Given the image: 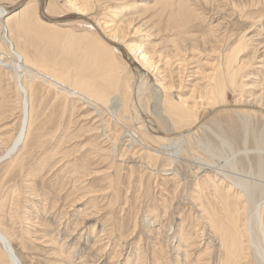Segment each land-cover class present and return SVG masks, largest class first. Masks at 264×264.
Segmentation results:
<instances>
[{
	"label": "rangeland",
	"instance_id": "1",
	"mask_svg": "<svg viewBox=\"0 0 264 264\" xmlns=\"http://www.w3.org/2000/svg\"><path fill=\"white\" fill-rule=\"evenodd\" d=\"M23 1L25 2L0 0L7 7L8 14L21 8ZM124 1L110 0L102 10L100 18H108L105 15L107 9L113 4L121 5ZM131 1L137 6L132 10V14L144 15L145 35L149 33L145 43L154 44L155 51L164 57L170 56L167 67L164 61L158 62L155 59L158 64L155 70L151 69V74L146 76L150 82L144 87L145 93L142 96L145 110L160 130L167 131L173 126L159 119L161 94L158 93L159 84L155 79L164 75L168 81L175 80L169 82L170 84L177 85L183 77V90L180 92L184 94L183 97L189 98L192 84L195 82L199 84L200 89L205 88L204 79L200 78L198 73L199 67L203 69L205 63L209 64L208 67L219 65L221 60L217 55L237 44L240 38L244 40L243 50L239 54V60L243 62L242 73L240 72L243 80H240L245 85L236 92L237 94L230 93L226 99L227 103L232 108L238 98L236 104L239 103V106L259 104L264 107V67L261 68L264 39H259L264 36V0H186L189 8L187 13L190 11L191 15L186 13L184 17L177 13L176 5L172 6L176 0L171 1L172 5L168 3L162 11L160 9L166 4L165 0L157 5L149 0ZM42 5V13H38L41 19L44 20L43 16L56 17L47 11L49 0H42ZM63 15L65 16L61 19H54L71 21L74 16L65 11L61 13V16ZM186 17L187 23L183 19ZM104 19L100 21L103 22ZM171 19L176 21L173 23ZM179 22L182 23L181 26ZM251 28L253 31L248 32ZM208 34L216 39L221 38L214 48L216 53L210 60L206 55L208 52L204 51L205 55L203 52L206 46H201L199 41ZM137 37L139 38V35ZM250 37L252 39L248 40ZM175 42L185 49L181 56L176 55ZM26 44L27 46L21 48L27 52L30 59L37 61L38 41L27 39ZM189 44L193 50H190ZM44 47L45 55H42L40 62H48L47 64L61 70L64 59L59 49L51 43ZM117 52L120 67L125 68L124 80L128 81L131 77V83L136 77L139 64L136 61L130 63V58L126 60V56H129L121 50ZM5 56L1 48L0 57L10 61ZM66 69L69 71L71 67L66 65ZM8 78V71L0 67V155L16 133L19 122L18 96ZM195 100L202 103V99L198 97ZM82 105V102L72 100L65 108L46 97L43 105L44 128L41 130L43 136L40 141V144H44H37L25 155L21 163L12 167L13 169L8 166L9 159L0 164V198L5 200L4 212L12 214L10 218L5 219L6 228H12L15 235L23 239L22 245L27 247L29 254L26 256L25 251V255H20L17 250L16 254L22 264H68L66 261L69 260L80 233L83 236L80 239V249L76 248L79 254L75 261L77 263L84 257L93 260L86 259L87 264H101L97 258L103 252V258L106 259L103 263L111 261V264H123L126 258H129L127 264H133L136 256L140 261L138 264H213L214 247L208 242L209 235L213 234L210 233L208 224L206 225L202 207L207 201L214 202L219 192L224 191V187L215 191L213 185H218L223 177L226 178V184L234 180L240 182L241 186L246 184L252 187L240 203V222L243 223L246 206L249 209L246 216L254 209L260 208L264 219V118L258 113L238 114L235 113V108L230 107L208 113L201 107L196 110V116L208 114L202 117L188 141L183 142L181 153L177 150L179 144L169 146L172 147L170 149L148 141L149 147L157 151L156 154L162 155L160 160L149 162L146 151L145 154L143 152V146L132 144L129 149L128 146L120 144L123 142L126 128L145 132L133 114H130L128 125L126 120H115L111 108L102 106L105 109L100 107L93 111L84 109ZM105 123L109 127L102 133L100 124ZM96 128L101 131L99 135L94 134ZM113 141L118 147L111 145ZM175 147L176 152L172 153ZM98 148L103 152L99 153ZM113 152L118 156L114 157ZM170 156L174 161L167 164L166 158ZM131 160L135 161L132 166ZM144 165L148 166L147 169ZM83 168L86 169L80 171ZM169 168L172 169L167 170ZM96 173L99 175L94 176ZM203 173H207L209 182L204 179ZM73 196L83 199L82 205L74 209L69 206ZM216 206L218 208L217 204ZM51 215L57 221L55 227L49 226ZM85 216L86 219L83 218ZM147 223L148 225L143 226ZM246 223L249 225L248 218ZM102 230L104 231L101 233ZM51 231H59L58 238H55ZM89 234L92 235L93 241H98L95 245L87 236ZM96 235L98 237H95ZM215 238L214 236L213 239ZM215 241L217 242L216 239ZM62 246L65 249L63 253ZM0 264H6L3 258H0Z\"/></svg>",
	"mask_w": 264,
	"mask_h": 264
},
{
	"label": "bare ground",
	"instance_id": "2",
	"mask_svg": "<svg viewBox=\"0 0 264 264\" xmlns=\"http://www.w3.org/2000/svg\"><path fill=\"white\" fill-rule=\"evenodd\" d=\"M113 1L122 2L123 0ZM149 1H154L156 5L162 2V0ZM165 1L166 4L161 7L160 11H162L168 3L172 5V0ZM108 2H110V0H49L47 11L49 13L55 14L56 17L49 18L43 16L44 20L43 18L41 19L38 14L40 11L42 13L43 10L42 0H25V2L23 1V3H21V8L11 12L10 14L6 12L7 7L0 2V49L2 48L4 55L10 59V61H7L0 57V67L5 68L6 71H8V79L13 83L18 96L19 108V122L16 133L11 138L10 143L8 142L9 144L3 153L1 152L0 164L9 159L10 162L8 166L13 169L12 167H15L21 163V161L25 158V155L29 154L28 152L31 149L36 147L37 144H40L41 137L43 136H41V130L44 128L43 122L45 121L43 105L46 97H50L53 103H60L63 105V107H65L67 103L72 100H78L83 103L84 106H82L84 109L88 108L93 109L94 111V109L100 108L102 106L106 107L107 109L111 108L115 120H126L128 125L129 121L131 120L130 114H133L139 121L143 130L145 129V132H135L134 130L131 131L132 129L127 130V128L125 129V127L122 126L126 130V133L123 134V142L120 144L121 146H128L129 149L134 144L140 147L143 146V152L145 154L146 151L149 162L160 160V156L162 155L156 154L157 151L149 147L147 143L148 141H154L157 144L162 145L163 148L179 144L180 147H175V150L173 149V152H171L175 153L177 148V150H180L181 153L183 149L181 145L184 141H188L187 139L193 135L192 132L202 121L201 119L203 116L216 110L225 109L227 107L231 108L226 100L228 95L230 93L237 94L236 92H239V90H241V88H243L245 85L241 81L243 80L241 79L242 76H240V72L242 73L241 70L243 69V62H240L239 54L243 50L242 45L244 42V40L241 38L237 44L231 46L230 48L227 47L228 49H225L224 52H221L217 55L219 60H221L219 65L208 67L209 64L205 63L203 64V69L202 67H199L200 72L198 73H200V78L202 77L204 79L205 88L200 89V86H198L199 84L192 80L195 83L192 84L189 98L183 97L184 94L182 95V92H180L181 89L183 90V87L181 86L184 82V79H182L183 77L180 78V81L177 82V85H174V83L170 84L169 82H174L175 80L168 81V78L164 75L159 77V79H155V81L159 84V88L157 89L158 93L161 94V99L159 100L161 107L159 119L173 126V128H170L167 131L160 130L155 125L153 118L145 110L142 96L145 93L144 87H146V85L150 82L146 76L150 73L151 69L155 70L156 65L158 64L155 62V59H157L158 62L164 61L165 67H167L170 56L164 57L162 54H159L160 52L157 53L158 51H155L156 46L154 44L152 45V43H145L149 37V33L145 35V18L144 15L132 14V10L137 8V6H135L131 0H125L123 3H121V5L113 4L107 9V13H105L108 18H100L101 14H103L102 10H104V7ZM174 5H176L178 8L177 13L182 14L184 17V15L187 13V10L189 9L187 8V1L176 0L175 4L172 6ZM64 11L68 14H74L71 21L67 19H65V21L54 19H61L64 17L65 15L61 16V13ZM189 13L191 12L188 11L187 15H191ZM100 19H104V21L101 22ZM183 19L186 21L187 17ZM171 20L173 21V19ZM175 21H173V23ZM187 21L185 23H187ZM180 22L179 24L181 26L182 23ZM176 25L177 24H175V27L177 29ZM180 29L182 28L180 27ZM250 31H253V28L248 30V32ZM181 32L182 30L180 31V34ZM141 34H143V36ZM138 35L139 38L137 37ZM27 39H29V41H38L39 53L37 54V61L35 59H30L27 52L21 48V46H27ZM220 39L221 38L216 39L215 36L211 34L200 38L199 41L202 44L201 46H206V49L203 50V52H208L206 54L208 60H210V57L213 54L215 55L216 52L214 51V48L217 47V43L220 42ZM249 39L252 38L250 37L248 40ZM259 39H264V36L261 38L259 37ZM50 43L59 49V52L61 53L60 55H62L64 59L61 70L52 67L50 64H47L48 62H40L42 55H45L44 46ZM144 43L147 45L145 46ZM262 43H264V40ZM148 45L150 46L148 47ZM188 47L190 48V44ZM188 47H186V49H188ZM219 48L221 47L219 46ZM174 49L176 55L178 54L179 56H181V53L185 50H183V48L177 44L174 45ZM191 49L192 47L190 50ZM223 49L224 48H222V51ZM119 50L128 54L129 57L126 56V60H128L127 58H130L128 60L130 63H134L136 61V63H138L140 66H138V69L136 70V77L131 83V77H129L130 79L128 78V81L124 80L125 68L122 69L120 67L117 52ZM58 59H60V57ZM66 65L70 66L71 70L68 71L66 69ZM205 67H207L206 70ZM262 67H264V59L262 60L261 68ZM167 83L169 84L167 85ZM175 91H177L176 94L173 93ZM196 96L202 99V103H199V101L195 100L197 98ZM236 101H234V106L231 108H235V113H248L251 115L258 113L264 118V107L260 106L259 104L254 106H239V103L236 104ZM201 107H204L208 113H205L202 117H197L196 110ZM155 108H157V106ZM101 126L102 133L109 127V125H106V123L102 125L100 124V128ZM133 127L135 126L133 125ZM33 130L35 133H33ZM94 130V134L96 135L101 133L98 128ZM70 139H72V136ZM42 144H44V142L40 145ZM111 145L118 147L115 141H113ZM97 150L99 153L103 152L101 148H98ZM112 154L114 157H116V155L118 156V154L115 152ZM100 156L102 155L100 154ZM172 159L173 158H171V156L167 157V164L173 163L174 160ZM134 160H131V166L135 162ZM144 167L146 166L144 165ZM85 169H80V171H84ZM170 169L172 168L167 170ZM74 172H76V170H74ZM92 172L94 173V171ZM206 174L207 173H203V176H205L204 179L209 182L207 177L208 175ZM96 175L99 174L96 173L94 176ZM223 178L224 179L220 180L218 185L215 183L213 185L215 191H218L223 187L224 191L221 193L219 192L214 202L207 201L208 203L202 207L207 220L206 225L208 224L210 233L213 234L217 240L216 242L215 239H213V235H209L208 237V242L214 247V257L212 263L264 264V219H262L261 211L259 210L260 208L257 210L254 209L255 211L252 208L253 211L249 212V216H246V211L248 209V206H246L244 207V218L242 217L243 223L240 222L239 217L241 212L240 210L242 208L240 203L242 202L243 198L247 196L248 189L251 186L246 184L241 186V184L239 185L240 182L238 183L234 180H231L227 182L228 184H226V178ZM224 183L226 185H224ZM73 188H75V186H73ZM1 192L2 189L0 188V194ZM251 192L254 193L252 190ZM13 195L15 196L16 193H13ZM70 199L72 203L69 206H72L73 209L76 206L82 205L81 202L83 199L80 196H73V198ZM216 204L218 205V208H216ZM11 205H13V202H11ZM4 206L5 200L0 198V258H3V261H5L6 264H22L16 252L19 251L20 255H25L27 252V247L22 245L23 239L18 238L12 228H6L5 219L10 218L12 214L4 212ZM238 211L240 212L238 213ZM50 217L51 224L49 226L55 227L57 221L53 219L52 215ZM83 218L86 219V216ZM247 218L249 225L246 223ZM145 225H148V223L144 224L143 226ZM93 227H95V225ZM103 231L104 230L100 232L102 233ZM50 233H53V235L55 234V238H58L59 231H51ZM90 234L87 236H89L90 240L93 241V237L92 235L90 236ZM82 236L83 235L80 233L79 240H77L75 243L73 251L70 253L69 260L66 261L68 264H87L86 259H88V261H93L90 260V258L83 257L80 258L78 263L75 262L79 257L78 252H76V248L78 247L80 249L79 244ZM95 237L98 236L96 235ZM51 238L53 240V236ZM93 242L95 245V243L98 241L95 240ZM63 251H65L64 247L62 248V253ZM28 255L29 254L27 252L26 256ZM103 255L104 254L102 252V254L98 255L97 258L101 264L103 261H106L105 257L103 258ZM130 256L132 255L130 254ZM134 257H132V259ZM139 258L141 257L139 256ZM94 259H96V256ZM128 260L129 258H126V262L123 264H127ZM138 262L140 261L136 256L133 264H138ZM111 263L112 262L110 261L109 263L106 262L103 264Z\"/></svg>",
	"mask_w": 264,
	"mask_h": 264
}]
</instances>
